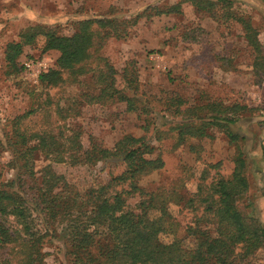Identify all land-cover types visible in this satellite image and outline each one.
<instances>
[{
	"label": "rangeland",
	"instance_id": "374dc122",
	"mask_svg": "<svg viewBox=\"0 0 264 264\" xmlns=\"http://www.w3.org/2000/svg\"><path fill=\"white\" fill-rule=\"evenodd\" d=\"M179 1L0 0V142L11 135L16 118L28 111L31 113L20 120L21 129L27 134L78 132L85 150L91 142L111 148L125 135L142 137L154 149L151 157L158 155L163 167L141 175L137 184L144 192L171 199L169 211L177 224L174 235L163 234L160 240L169 242L176 236L187 243L190 238L186 229L200 219L202 207H189L185 201L198 197L202 183H209L216 176L228 178L239 154L246 162L244 174L248 182L240 209L264 227V78L254 73L252 51L236 23L224 18L214 21L189 3L181 5L180 14L155 15L156 10ZM230 1L234 13L251 19L261 34L264 52V0ZM92 17L118 21L136 18V22L126 29V38H103L99 46L91 49L85 71L65 74V82L58 87H43L24 70H10L4 57L6 45L18 42L26 29L55 27L59 34L69 36L79 20ZM42 46L41 35L34 43L23 46L16 59L18 67L30 60H43L52 67L58 52H43ZM104 62L117 71L114 86L129 95L138 108L146 107V112L127 111L124 102L97 98L101 89L97 76L104 70ZM132 66L136 92L127 88L121 75L126 67L132 71ZM173 97H181L187 105L210 100L245 105L250 111L241 113L230 126L239 136L233 144L213 127L209 129L211 138H188L176 146L172 128L179 116L169 103ZM9 160V152L0 147V183L16 181ZM217 163L218 168L211 167ZM44 164L43 156L37 155L35 177ZM53 167L65 177L69 191L65 192L84 198L88 188L106 183L121 173L124 164L102 160ZM25 182L24 187L29 190L33 182ZM139 199L135 196L128 202L132 207ZM42 253L44 264L69 263L68 245L59 229L44 239ZM9 257V250L0 246V264ZM239 264H264V251L258 250Z\"/></svg>",
	"mask_w": 264,
	"mask_h": 264
},
{
	"label": "trees",
	"instance_id": "16d2710c",
	"mask_svg": "<svg viewBox=\"0 0 264 264\" xmlns=\"http://www.w3.org/2000/svg\"><path fill=\"white\" fill-rule=\"evenodd\" d=\"M184 3L207 13L214 21L224 18L239 25L253 54V71L264 78L263 45L248 16L234 13L230 0H180L166 9L156 10L155 15L180 14ZM135 22L136 18L133 21L86 18L77 22L69 36L59 34L55 27H30L20 34L18 42L6 45L5 61L14 73L24 70L18 67L16 59L23 46L34 43L41 35L42 51H56L58 57L52 67L39 74L37 82L43 87H58L65 82V74L85 71L91 49L99 46L103 38H126V29ZM133 71L132 66V71L126 67L121 72L129 89L134 87ZM115 74L114 67L104 62V70L97 76L101 86L97 98L124 102L127 111L146 112V107L138 108L129 95L114 86ZM169 103L179 116L172 128L176 146L188 138H211L209 129L213 127L220 129L233 144L239 136L230 126L241 113L250 111L245 105L210 100L187 105L181 97H173ZM30 113L17 117L11 135L6 136L4 143L0 142L1 149L10 154L9 168L16 172V181L0 183V246L10 254L1 264H13L12 261L44 264V239L57 229L68 245V264H239L258 250L264 251V227L239 206L248 190L246 162L241 154L234 159L228 178L216 176L209 183H202L198 197L185 201L189 207H202L200 219L186 229L189 243L176 236L163 242L161 235H174L177 229L169 211L171 199L144 192L137 184L141 175L163 167L158 155L151 157L154 149L150 144L142 137L125 135L111 148L91 142L85 150L78 132L27 134L21 129L20 120ZM37 155L43 156L45 164L35 177ZM102 160H119L124 169L106 183L88 188L84 198L66 193L65 177L53 167ZM218 166L219 163L211 167ZM25 180L33 182L29 190L24 187ZM135 196L140 199L131 207L128 201Z\"/></svg>",
	"mask_w": 264,
	"mask_h": 264
},
{
	"label": "built area",
	"instance_id": "2783aa9c",
	"mask_svg": "<svg viewBox=\"0 0 264 264\" xmlns=\"http://www.w3.org/2000/svg\"><path fill=\"white\" fill-rule=\"evenodd\" d=\"M48 68L47 62L43 60H30L23 63L25 73L34 81L38 79L39 74L46 72Z\"/></svg>",
	"mask_w": 264,
	"mask_h": 264
},
{
	"label": "crops",
	"instance_id": "0c3cea01",
	"mask_svg": "<svg viewBox=\"0 0 264 264\" xmlns=\"http://www.w3.org/2000/svg\"><path fill=\"white\" fill-rule=\"evenodd\" d=\"M260 37H261V34L258 35L259 41L261 40Z\"/></svg>",
	"mask_w": 264,
	"mask_h": 264
}]
</instances>
